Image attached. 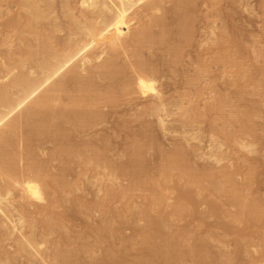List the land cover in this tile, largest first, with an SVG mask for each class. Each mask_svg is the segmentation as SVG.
<instances>
[{"label": "rangeland", "instance_id": "obj_1", "mask_svg": "<svg viewBox=\"0 0 264 264\" xmlns=\"http://www.w3.org/2000/svg\"><path fill=\"white\" fill-rule=\"evenodd\" d=\"M53 1L56 8L55 16L60 15L59 17H61V8L65 0ZM77 1L72 0L71 3L73 2V6L75 5L79 9L80 6ZM247 2L250 7L246 9L237 0H198L197 3L199 4L197 5L200 6H197L194 23L198 27L194 26L192 29V42L190 41L189 45L184 46L183 58L177 66L178 71L171 73L174 77L171 81L173 85H158L160 88L162 86L161 89L159 87L158 89L163 92L167 91L166 96L173 104H184L186 109L197 106L201 115H203L196 117L198 120L195 119L196 121L191 123L187 118L188 116H181L183 112L178 111L174 107L172 110L178 114L169 118V128L193 129L199 132L201 136H199V139L187 141L180 134H165L158 127L159 130L155 128L157 131L154 133V141L158 142H153L155 146L153 143H147L145 153L147 155L146 161L148 162L146 164L149 165V168L151 166L149 174L150 176L152 175L150 180H147V183H160L158 181L160 178L158 168L162 164V156L160 155L161 153H159L160 156L158 155V150L160 152L164 149V152H167L175 145L184 146L188 158L187 162L197 172L200 173L207 170L217 175H222V173L231 174L234 180L233 183L241 186V194L244 199H256L258 201L260 210L263 212L260 221L251 223L248 221L235 222L234 217L239 212V208L233 206L227 197H219V195L209 190L199 191L198 187L188 184L184 178H178L176 171L172 172L171 182H169L170 180L168 183L163 182L160 178L162 181L160 184H164V186L162 185L163 187L160 184H156L155 188L151 184L133 187V177L130 173L134 172L132 170L134 165H131L134 160L133 145L143 140L146 127L151 126V124L153 127H157V125L153 120L154 118L149 117L139 105L138 102H141V100L138 97L130 99V97L125 96L127 99L125 97L120 98L119 103L121 104L110 105L112 107L108 106L107 108L102 107V111H104L106 117L108 116V119L105 117V121L94 129L88 128L86 134H84L85 131L79 130L78 133L72 132L71 138L68 139V142L75 144L78 141L82 143L80 144L82 146L87 144L88 140L91 141V139L92 143L96 140L95 143L97 144L98 142V145L101 146L102 140L109 139L108 147L110 148V153L108 155H110L109 157L114 164L113 167L121 168L120 170L117 169L118 171L116 172L118 179L112 181L108 176L104 178L102 175L105 172L96 169L94 166L88 167L87 170L84 165L79 167L77 164H73L66 171V180L68 185L74 184L78 189H73L72 194L67 195L66 201H61L59 196H57L58 194L50 191L52 194L47 203H37L35 204L36 206L34 205L30 208L33 213L21 210L19 208L20 203L16 202L17 210L13 214L15 216L14 220L24 217L25 227L23 229L21 224L18 225L21 232H16L12 238L5 235L9 234L8 225L4 224L0 227V264H55L54 257L59 248H61L60 251L72 253L73 255L67 264H158L159 262V264H164L165 259H169V256L173 255V257L177 256L176 258L172 257L175 262L170 257L169 260L166 259L168 261V263L165 262L166 264H179L180 262V264H264V0H247ZM18 3L20 4L19 0H0V66H3L8 61L9 55H13L14 60L20 59L19 54L21 55V52L25 50L24 44L33 39L32 37L24 36L27 39H25L24 44L23 42L21 43L18 38L19 34H16V31L6 24L11 18H15L18 15H26L20 10ZM170 6L171 4H168V7ZM62 20L66 21L63 17ZM170 29L174 31L175 27L172 26ZM220 33H224L223 36L226 38L220 40L218 38ZM60 35L63 36L64 33ZM242 47L244 48L242 49ZM230 49H232V52H229ZM158 52L160 55H167L165 50L160 49ZM229 53L233 56L235 55L233 59L229 57ZM222 55L226 56L227 60H218L219 57L223 58ZM200 59L207 64H204ZM234 59L236 61L235 64L237 63L236 65H234ZM201 65L203 66L201 67ZM234 66L239 67L237 69L234 68V71ZM203 67H206V80L203 79L201 81L199 72H201ZM4 82L7 83L8 80L5 79L2 83ZM117 89L119 90L118 87ZM222 99H225V103L221 112H216L215 110L206 111ZM123 100L126 104L123 103ZM235 113L240 116L239 119ZM244 114H248V121L243 118ZM228 119L230 120L228 121ZM245 122L247 125L244 124ZM183 123L190 126L183 128ZM88 132H90L91 136ZM213 134H215L214 136L217 140L216 144H223L218 154L221 155L220 162H217L215 157L211 156L210 146ZM231 136H233V139H230L232 138ZM72 137L76 138V140H72ZM101 138L103 139L100 141L99 139ZM235 138L245 142L249 147L241 148L235 144L238 141ZM44 147H46L44 150L37 152L39 161L48 166L52 175L59 176L64 174L63 169L67 166L65 158H63V161L62 157L56 156L57 151L54 150L55 146L53 147L52 144L44 145ZM123 168H126L128 172ZM155 175L157 176L155 177ZM185 187L194 188L193 190L189 189L193 191V203H185L181 200L182 191L185 190ZM67 188L69 189V186ZM125 189H131L127 194L129 197L127 195L120 196L118 193ZM110 191H113L115 195L113 194L112 196L111 194L109 196ZM116 191L118 192L116 193ZM154 196L155 198H165L161 203V209L157 208L158 205L156 207L153 204L152 198ZM212 201H215L214 203L216 204L214 205ZM181 203L186 204V210L188 209V211H184L186 215L184 213L175 215V208ZM218 205L220 206L219 208H217ZM41 210H49L48 212L53 217H51L53 224L56 221L57 224H61L60 227L55 229L54 233L48 235L46 232L47 237L44 236L46 233L41 222L43 221L42 215L39 213ZM149 213L150 215H147ZM161 216L166 218L162 219ZM148 217L153 221V225L149 224ZM157 219L159 222L165 220V223L161 224L163 228L159 227L160 223H157ZM1 222L2 218H0ZM7 223L11 225L10 222ZM150 227L151 229L154 228L151 232ZM229 227L231 228L229 229ZM158 228L159 230L157 231ZM146 229H149L148 232ZM150 234L154 235L155 238L153 237L150 240L148 237ZM162 234L164 237H162ZM26 238H34L39 243L44 242L43 240L46 238L48 243L42 247L40 255L33 253L34 251L31 248L27 252H20L19 242L25 243ZM174 241L178 244H175L177 247L175 253L172 252V249L175 248ZM167 242L174 246L168 245ZM149 243H151L152 247ZM147 244L150 245L148 246L149 250ZM168 248L171 250L170 255L165 258V252L169 250ZM31 250L33 252H30ZM193 250L194 253L192 252ZM195 250L201 253L195 252ZM154 253L163 255L160 256L161 258L163 257V260L158 258L159 256H155Z\"/></svg>", "mask_w": 264, "mask_h": 264}, {"label": "bare ground", "instance_id": "obj_2", "mask_svg": "<svg viewBox=\"0 0 264 264\" xmlns=\"http://www.w3.org/2000/svg\"><path fill=\"white\" fill-rule=\"evenodd\" d=\"M19 1L20 4L18 3V7L20 6V10L26 13V15L24 16L23 14L15 18H9L10 20L6 24L16 31V34H19L18 38L21 43L23 42L24 44L25 39H27L24 38V36H29L33 39L24 44L25 50L21 52V55L19 54L20 59L14 60L13 55H9L8 61L3 66H0V218H2L0 227L6 224L9 226L8 230L10 229L8 231L9 234L7 233L5 235L12 238L16 232L20 231L18 225L21 224L23 229L25 227L24 217L14 220L15 216L13 214L17 210L15 206L16 202L20 203V207H17L30 213L32 212L30 208L35 204L47 203V200L52 194L50 191L58 194L57 196H59L61 201L67 200V195L72 194V190L77 188L74 184L68 185L66 180V171H68L73 164H77L79 167L84 165L87 170L88 167L94 166L96 169L105 172V174L102 175L104 178L108 176L112 181L118 179L116 172L118 171L117 169L120 170L121 168L113 167L114 164L109 157L110 155H108V153H110V148L108 147L109 139L104 141L102 140L103 138L99 139L100 141L102 140V144L100 143L101 146L98 145V142L97 144L95 143L96 140L92 143V139L91 141L88 140V143L83 146L80 145L82 143L78 141L72 144L68 142V139L71 138L72 132L78 133L79 130L85 131L84 134H86L88 128L94 129L104 122L106 114L104 115L102 107L107 108L110 105H117L121 100L120 98H124L125 96L130 97V99L132 97H138L139 100H141V102H138L136 99L139 105H141L144 112L148 114L149 117L154 118L153 120L157 125V127H153L152 124L149 127H144L145 136L143 140L133 145L134 160L131 165H134L132 169L134 172H130L133 177V187L142 184L148 186L151 184V186L155 188V186H157L156 184H160L162 181L168 183L170 180L169 182H171L172 172L176 171L178 178H184L188 184L198 187L199 191L209 190L219 195V197H227L233 206L239 208V212L234 217L235 222L248 221L251 223L260 221L263 212L260 210L258 201L256 199H244L241 194V186L233 183L234 180L231 174L222 173V175H217L207 170L200 173L197 172L187 162L188 158L185 148L182 145H175L167 152H164V149L160 152L158 150V155L161 153L160 155L162 156V164L158 168V173H160L159 175L162 181L159 178L158 181L160 183H147V180H150L152 175L150 176L149 174L151 166L149 168V165L146 164L148 162L146 161L147 155L145 153V147L147 143L156 142V140L154 141V133L157 131L155 128L158 129L159 127L165 134H180L187 141L199 139V136H201L199 132L193 129L182 130V128H169V118L178 114L172 110L174 107H176L178 111L183 112L181 116H188L187 118L191 123L198 120L196 117L203 115H201L197 106L186 109L184 108V104H173L166 96L167 91L163 92L158 89L160 85H173L171 81L174 77L171 73L178 71L177 66L183 58L184 46L192 40V29L196 26L194 24L195 15L197 13L196 9L197 6H200L197 5L199 4L197 3L198 0H78L79 9L75 7V5L73 6V2L71 3L72 0H65L61 8V17H59L60 15L55 16L56 8L53 0ZM237 1L243 5V8L247 9L250 7L247 0H242L244 2L241 0ZM168 4H171V6L168 7ZM62 17L66 19V21L64 20L65 22L62 20ZM172 26L175 27L174 31L170 29ZM61 33H64V35H60ZM223 35L224 33L218 34V38L220 40L226 38ZM231 46L233 45L231 44ZM243 48L244 47H242V49ZM160 49L165 50L167 55L158 54ZM232 49H230L229 52H232ZM222 56L223 58L219 57L218 60H227L226 56ZM234 56L229 53L231 59H233ZM235 62L234 59V65L237 64H235ZM203 63L205 64L206 62L204 61ZM202 66L203 65H201V67ZM206 67H203L202 70L200 69L199 78L201 81L203 79L206 80ZM238 67L239 66H234L233 69H237ZM5 79H7L8 82L2 83ZM200 80L198 79V81ZM224 100L225 99L218 101L216 105L209 107L206 111L215 110L216 112H221L224 107ZM235 115L238 119L240 118L237 113H235ZM243 118L248 121V114H244ZM229 120L230 119H228V121ZM244 124H246V122ZM186 126L190 125L183 123V128ZM141 130L143 131V129ZM92 131L96 132L95 130ZM89 133L90 132H88V134ZM215 134L217 135L216 132ZM215 134H213L212 144L210 146L212 152L211 156L215 157L217 162H220L221 155L218 154L223 144H216L217 140L214 136ZM217 136L219 137V135ZM233 136H231L232 138L230 139H233ZM73 139L72 137V140ZM75 140L76 138L74 141ZM47 144H52L53 147L55 146L54 150L57 151L56 156L62 157V160L65 158L64 160H66L65 164L67 166L63 169L64 174L59 176L52 175L49 172L48 166L39 161L40 159L38 158L37 152L39 150H44V148H46L44 145ZM235 144L241 148L249 147L248 144L239 140L236 141ZM152 160L154 161V159ZM126 168L123 169L126 170ZM126 171L128 172V170ZM156 176L157 175H155V177ZM160 185L161 187L164 186V184ZM68 186L69 189L67 188ZM173 187L175 186L173 185ZM131 189H125L119 192L116 191V193L118 192L120 196H126ZM189 189L193 190L194 188L185 187V190L182 191L181 200L185 203L194 202L193 191ZM111 194L113 196L114 192L110 191L109 196ZM127 197L129 196L127 195ZM55 198L57 199V197ZM163 199L165 198H155L154 196L152 201L156 207L158 205L157 208L161 209ZM214 202L213 204L215 205L216 203ZM219 207L218 205L217 208ZM186 208V204H179L175 208V215L185 214V212L188 211ZM48 211L41 210L39 213H41L43 218L41 222L44 225L45 233L47 232L49 235L54 233L55 229L60 227L61 224H57V221L53 224V217ZM147 215H150V213ZM161 217L162 219L166 218L163 216ZM149 218L150 217H148V219ZM164 221L157 222L160 223L159 227L163 228L161 224L165 223ZM7 222H10L11 225ZM148 222L150 225H153L152 220L149 219ZM151 227L149 228L150 232L152 229L154 230V228L151 229ZM230 228L231 227H229V229ZM149 229H146L147 232ZM158 230L159 228L157 231ZM47 233L44 234V236H46ZM144 235H146V233H144ZM148 237L151 240L154 235L152 236L150 234ZM162 237H164L163 234ZM174 240L176 241V239ZM25 241V243L19 242V251L27 252V250L31 248L34 252L32 250L30 252L39 255L41 254L42 247L48 243L46 238L43 240L44 242L41 243L37 242L34 238H26ZM175 241L173 243L174 245L176 244ZM149 244L151 245V243ZM149 244H147V248L150 246ZM167 244L170 246L173 245L170 244V242H167ZM176 245L175 248L172 246L174 249H172V252L174 253L177 249ZM60 249L61 248L56 251L54 263H69L71 256H73L72 253H65L62 250L60 251ZM167 251L165 252V258L170 255L169 253L171 250L169 249ZM196 251L198 252V250H195V252ZM192 252L194 253V250ZM183 253L185 254V252ZM160 254L162 253L160 252ZM160 254H155V256L157 255L159 256L158 258H161L160 256L163 255ZM173 256H169V259L170 257L171 259L177 257ZM180 256L182 255L180 254ZM161 259L163 260V257ZM166 259L165 262L168 263ZM173 260V262H175V259ZM165 262L164 264H166Z\"/></svg>", "mask_w": 264, "mask_h": 264}]
</instances>
